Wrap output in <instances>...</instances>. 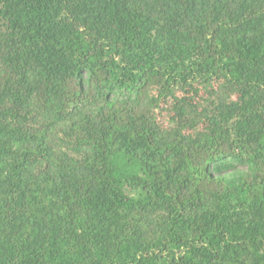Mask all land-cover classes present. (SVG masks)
Here are the masks:
<instances>
[{
	"label": "trees",
	"instance_id": "obj_1",
	"mask_svg": "<svg viewBox=\"0 0 264 264\" xmlns=\"http://www.w3.org/2000/svg\"><path fill=\"white\" fill-rule=\"evenodd\" d=\"M0 264H264V0H0Z\"/></svg>",
	"mask_w": 264,
	"mask_h": 264
}]
</instances>
